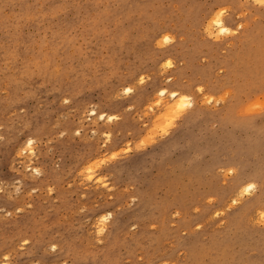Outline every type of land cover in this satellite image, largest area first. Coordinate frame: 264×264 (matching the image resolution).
Masks as SVG:
<instances>
[{
    "label": "rangeland",
    "instance_id": "rangeland-1",
    "mask_svg": "<svg viewBox=\"0 0 264 264\" xmlns=\"http://www.w3.org/2000/svg\"><path fill=\"white\" fill-rule=\"evenodd\" d=\"M0 264H264V6L0 0Z\"/></svg>",
    "mask_w": 264,
    "mask_h": 264
},
{
    "label": "bare ground",
    "instance_id": "bare-ground-1",
    "mask_svg": "<svg viewBox=\"0 0 264 264\" xmlns=\"http://www.w3.org/2000/svg\"><path fill=\"white\" fill-rule=\"evenodd\" d=\"M255 1H257L258 2V5L259 6H264V0H255ZM257 4V3H256ZM216 20H218V19H216ZM214 21V23L216 22V26H218V27H220V32L221 31H223V32H225V31H227V30H224V25H223V21L224 20H222V18L221 19H219L218 21ZM220 20H222V21H220ZM225 29H227V28H225ZM209 30V29H208ZM229 30V29H228ZM167 37H165V39H166ZM168 39V38H167ZM167 81H170V80H167ZM166 81V82H167ZM124 89V88H123ZM123 94L124 95H129L130 93H132V90H131V88H125L123 91ZM158 96L160 97V99H162V100H167V102L169 101V102H171L172 103V107H173V109L175 108V109H180V108H182L183 106H184V103L187 101V99L185 100V97H182V94H180V93H178V92H176V91H173V92H167L166 91V89H159V91H158ZM165 102V101H164ZM190 102V101H189ZM161 103H163V102H161ZM160 103V104H161ZM191 103V102H190ZM162 105V104H161ZM164 106H165V104H164ZM89 114H90V116H92V117H97V119L99 118L100 120H102V121H105V119L107 118V117H105V115H102V114H97V113H95V110H90L89 112H88ZM108 120H110V117H108L107 118ZM110 122V121H109ZM95 133V132H94ZM106 136H109V135H106ZM109 137H107V139H108ZM35 141L32 139V138H28L25 142H24V145H23V147L20 149V153H22V154H27V153H29L31 156L32 155H35V152H34V150H33V147H34V145H33V143H34ZM105 142H108V141H105ZM33 145V146H32ZM21 155V154H20ZM28 167V166H27ZM26 167V168H27ZM29 171H31V174L33 175H37L38 177H41L42 176V172L41 171H39L38 170V168H27ZM232 171V170H231ZM230 172V171H229ZM233 172V171H232ZM232 172H230V173H232ZM258 172V171H257ZM255 174V173H254ZM233 175V174H232ZM261 176V175H260ZM259 176V177H260ZM88 178H95V177H93V176H90V177H88ZM98 180H99V178H97ZM97 179H94V180H97ZM251 180V179H250ZM249 179H248V177L246 176V175H244V173L243 174H241L239 177H237L236 178V180H233L234 182H233V184L234 185H239V187H240V189L242 188V192L243 193H248L249 194V196H250V191L254 188V186L257 184V180L254 182L255 183V185L253 184V182H252V185L250 184L249 186H246L247 184H245V183H247L248 181H250ZM263 181V180H262ZM91 182V181H90ZM94 182H96V181H94ZM98 182H96L95 184H97ZM100 183V182H99ZM102 183V182H101ZM233 184H231V185H233ZM99 185V184H98ZM257 186V185H256ZM237 188V187H236ZM255 189V188H254ZM253 189V190H254ZM236 191L238 190V188L237 189H235ZM256 190V189H255ZM254 190V191H255ZM239 191V190H238ZM257 191V190H256ZM250 192V193H249ZM233 193V192H232ZM239 193V192H238ZM255 193V192H254ZM253 195V194H252ZM242 196V195H241ZM258 197H259V195H257ZM256 196V197H257ZM239 197V196H238ZM242 198H243V196H242ZM255 198V197H254ZM238 199V198H237ZM241 200V199H240ZM240 200H238V202H235V203H239V201ZM252 200V199H251ZM254 201V202H253ZM233 202V201H232ZM250 202V201H249ZM252 202H253V204H252V206H254V204L256 205V204H259V202H260V199H254V200H252ZM248 205V204H247ZM246 205V206H247ZM245 206V207H246ZM255 207V206H254ZM250 208V207H249ZM253 208V207H252ZM248 209V208H247ZM111 215V214H110ZM107 216H109V215H107ZM105 220L107 219V217H105L104 218ZM104 221V220H103ZM97 227V226H96ZM102 227V226H101ZM102 229V228H101ZM100 229V230H101ZM105 229V228H104ZM104 231V230H103ZM96 232H98V230L96 231ZM97 234H99V233H97Z\"/></svg>",
    "mask_w": 264,
    "mask_h": 264
}]
</instances>
